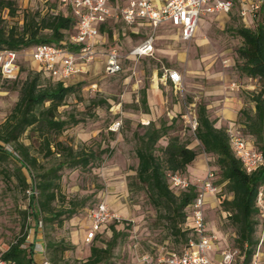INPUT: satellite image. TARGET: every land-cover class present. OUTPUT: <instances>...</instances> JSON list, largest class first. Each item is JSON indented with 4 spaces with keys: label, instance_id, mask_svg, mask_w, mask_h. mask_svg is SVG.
<instances>
[{
    "label": "rangeland",
    "instance_id": "rangeland-1",
    "mask_svg": "<svg viewBox=\"0 0 264 264\" xmlns=\"http://www.w3.org/2000/svg\"><path fill=\"white\" fill-rule=\"evenodd\" d=\"M15 5L12 16L6 12L0 13L1 26L20 28L22 14L35 13L45 15L51 9L57 10V0H11ZM246 20V19H245ZM249 25L252 24L248 21ZM240 26L236 11L228 13L221 21L213 19L204 22L199 19L194 36L186 41L175 37L170 29L159 31L154 44L152 57L137 60H121V70L114 75H104L102 72L103 57L113 47L110 38L97 48V55L86 66L83 75H76L64 81L65 85L80 83L57 109L58 117L63 119L72 116L78 121L67 126L56 139L63 145L73 149L81 147L93 150L99 146L107 148L109 155H103V161L96 168L63 169L59 180V197L63 198L53 205L66 206L72 203L76 212L69 219H64L60 226L47 225L41 220V227L36 228V220L31 218L27 207L26 190L29 178L25 169L19 168L11 158L0 161V254L17 237L26 234L24 245L31 241L42 248V252L34 253L33 259L38 264L46 260L50 264H86L89 247L104 248L110 241L112 232L117 233L114 243L98 264H135L136 256L150 248L179 251L182 242L169 230L166 221L148 203L143 190L136 186L134 179L136 157L134 150L136 139L133 133L140 135L141 125L159 121L169 125L173 121V129L168 133L177 136L188 149L195 152L193 161L181 174L183 178L199 187L207 171H211L210 185L216 189L214 194L204 196V216L206 231L220 234L225 239L224 249L220 248L217 239V251H235L232 264H240V251L234 242L235 233L228 224L226 214L221 211L219 203L229 199L223 184L219 183L215 157L205 154L200 144L194 139L189 123L195 118V107L204 105L208 118L214 121L216 128L227 129V123L232 121L235 129L243 133L240 122L243 117L239 111L253 113V104L249 95L257 92L260 85L256 80L244 77L236 68L240 63L236 50L241 45V39L233 33ZM117 52L124 55L128 44L126 29L122 24H115ZM97 38L101 39L100 34ZM28 50H31L29 48ZM24 52V51H23ZM18 53L19 71L12 82L0 83V124L9 114L17 100L18 88L29 72L30 62L28 52ZM175 70L180 75V83L174 88L167 82H159L158 78L164 71ZM156 74L154 80L153 74ZM40 83H50L40 77ZM154 85L158 95L149 103L147 111L140 104L141 91ZM90 101L96 103L93 106ZM105 104H100V102ZM235 113L234 120L225 119L222 113ZM119 126L115 130L112 125ZM167 137L160 138L155 147L156 155L166 144ZM21 143L29 146V151L39 163L46 166L53 159L43 158L39 151L40 135L36 131H25L20 137ZM7 151L9 149L5 147ZM24 178L27 187H23L20 179ZM127 183L131 184L128 189ZM103 203L109 213L116 217L108 222L99 237L90 243L83 241L87 226L86 211L95 205ZM259 215L254 238L257 240L252 261L264 262V217L261 207L263 199L256 204ZM38 219H40L38 217ZM46 241L57 247L67 248L54 252L47 249ZM224 245V244H223ZM53 260V262H51Z\"/></svg>",
    "mask_w": 264,
    "mask_h": 264
},
{
    "label": "trees",
    "instance_id": "trees-1",
    "mask_svg": "<svg viewBox=\"0 0 264 264\" xmlns=\"http://www.w3.org/2000/svg\"><path fill=\"white\" fill-rule=\"evenodd\" d=\"M3 12L12 16L15 12L14 2L0 0V13ZM238 19L240 26L233 29V33L241 39V45L236 50L240 63L236 68L244 77L256 80L260 85L259 91L249 95V102L253 104L252 115L246 110L239 111L243 117L240 125L244 133L240 135L251 148L261 154L263 164L255 171L245 173L230 150L226 131L214 126V121L208 118L205 107L201 104L195 107L196 126L193 137L200 144L203 153L215 157L214 164L218 170L219 183L223 184L225 192L229 195V199L224 198L220 201L219 207L226 214L228 224L234 230L236 236L234 242L241 253L239 263L251 264L257 245L254 238L259 215L256 197L264 187V19L261 11L256 14L251 27H245L239 17ZM74 24L69 9L57 0V10L54 12L50 9L48 14L41 16L27 12L22 14L19 29L16 27L5 29L0 25V50L21 52L41 44L63 45L70 48L67 42L72 35ZM104 26L100 25L98 31L105 38H110V29H104ZM40 77L50 83L42 85ZM2 82L8 81L0 80V83ZM79 86L80 83L75 86L63 85L59 80L42 76L41 71H29L19 85L16 102L0 124V161L11 158L18 163L19 168L25 169L29 186L36 192V196H29L27 199L31 218L36 222L41 223L42 220L47 225L60 226L64 219H69L75 214L76 207L72 203L65 202L66 206L58 207L53 205L58 199L61 200V204L64 202L63 198L58 196L60 173L63 169L96 168L103 161L102 156L109 155L107 148L101 149L97 146L95 150L85 147L73 149L56 139L67 126L78 123L72 116L59 118L57 109ZM141 94L140 104L146 111L143 92ZM90 103L93 106L97 105L93 101ZM100 104L105 103L101 101ZM141 129L140 135L133 133L136 139L135 184L144 191L148 203L160 218L166 221L169 230L182 242L183 248L191 233L187 227L188 206L194 199L196 191L193 185L184 190L171 188L167 182V174L175 172L182 174L196 154L188 149L185 143L180 142L177 136L168 135L173 129V121L169 125L159 121L157 126L153 122H147L141 125ZM25 131H36L40 135L39 151L43 158L53 159L51 164L46 166L39 163L30 154L29 146L21 143L20 137ZM162 137H167L166 144L158 150L159 155H156L155 145ZM20 182L23 187L28 186L23 177ZM127 187L129 189L131 184L127 183ZM107 224L96 233L91 242L108 228ZM116 236L117 233L113 231L110 241L105 243L104 248L89 247L86 264L101 263L108 255ZM25 238L24 232L9 244L0 257L10 264H37L33 259V244L29 242L24 245ZM45 246L54 252L67 249L57 247L49 241H46Z\"/></svg>",
    "mask_w": 264,
    "mask_h": 264
},
{
    "label": "built area",
    "instance_id": "built-area-1",
    "mask_svg": "<svg viewBox=\"0 0 264 264\" xmlns=\"http://www.w3.org/2000/svg\"><path fill=\"white\" fill-rule=\"evenodd\" d=\"M66 6L75 24L72 35L67 44L70 48L50 45H36L31 47L30 57L36 63L37 70L42 76L64 81L81 73V65H87L97 55V46L103 44L104 36L98 31L100 25H106L107 21L121 23L130 26L141 22L148 26L145 39L138 45L128 49L124 56L115 50L104 53L102 72L104 75H114L121 70L120 63L123 58L132 57L133 60L148 57L153 51V41L158 27L162 24L178 30L179 38L189 40L197 26L198 18L202 15L220 13L227 15L233 9L236 10L245 27H251L256 14L262 12L264 19V0H123V4L116 1L122 0H58ZM263 8V9H262ZM246 19V20H245ZM251 21L252 24L247 23ZM100 34L101 39L97 38ZM23 52V51H21ZM25 52V50H24ZM23 52V53H24ZM18 53L13 50H0V80L13 81L16 79L19 67L17 64ZM163 77L173 84L180 83V76L175 71H164ZM116 130L118 122L112 125ZM192 130L195 129L196 120L189 123ZM229 147L236 159L241 164L245 173L255 171L263 164L261 154L251 148L242 138L240 133L227 130ZM13 154V153H12ZM14 155V154H13ZM211 171H207L205 178L199 187L195 188L196 195L188 206V229L190 237L179 252H172L163 248H150L149 251L139 253L135 258V264H232L235 251H220V260L208 259L206 253L210 250L217 251V237L206 231L204 216V196L214 194L216 189L210 185ZM167 182L173 189L184 190L189 183L179 173L167 174ZM29 196H36L35 190L29 186L26 190ZM261 201V193L258 192L256 204ZM264 217V207H261ZM112 219H116L109 213L103 203L95 205L86 211L87 226L83 236L85 243H90L96 233ZM40 221L36 222V228H40ZM23 248V245L20 246ZM42 252V248L34 245L33 253ZM0 264H10L0 257ZM38 264H49L41 260ZM251 264H253L251 262Z\"/></svg>",
    "mask_w": 264,
    "mask_h": 264
},
{
    "label": "crops",
    "instance_id": "crops-1",
    "mask_svg": "<svg viewBox=\"0 0 264 264\" xmlns=\"http://www.w3.org/2000/svg\"><path fill=\"white\" fill-rule=\"evenodd\" d=\"M116 3L117 4H119V3L123 4L124 2L122 0V2H119V1L117 2L116 1ZM225 16L226 15L220 14V13H213V14H208V15H202V16H200L198 18V21H199L200 18H202V20L204 19V22H207V20H209V19L210 20L213 19L214 21H219V20L221 21ZM115 24H117V23L114 22V21H107L106 22V25L104 26V29H110V31H111L110 40H111V43L113 44V47L110 48V50H115L117 52V50H118L117 44H116V41L117 40H116L114 28H113L115 26ZM124 27L126 29V37H127V39L128 40L131 39V40H134L135 41L134 43H130V41H128L129 44H128L127 50L130 49V48H132L133 46L138 45L139 43H141L145 39L146 34L148 33V26L146 24H144V23H141V22L135 23V24L130 25V26H124ZM166 28H168L171 31H173L175 37H177L179 40H181L179 38V34H178V30L177 29L169 26L168 24H162V25H160L158 27L156 33H155V36H154L153 51H152L151 55L148 56V57H152V54L154 52V44H155L156 39L158 38V35L157 34L159 33L160 30L166 29ZM195 32H196V28H195V31H194L192 37L194 36ZM107 39L108 38H104V43L106 42ZM181 41H183V40H181ZM97 48H98V46H97ZM127 50L125 51V53L127 52ZM26 52H28V55H29L28 59H29L30 66H31L30 69H29V71L37 70L36 63L30 57L31 51H26ZM117 53L120 54L119 52H117ZM125 53H124V55H125ZM103 54H102V57H103L102 61H104V55ZM120 55L121 56H124L122 54H120ZM142 58H145V57H142ZM122 60H133V58L132 57H126V58H123ZM17 64H18V60H17ZM88 65H81V73L78 74V75H83L86 72V66H88ZM171 71H175V70H171ZM153 77H154V80H156V74H155V72L153 74ZM158 81L159 82H163V83L167 82L169 85H171L174 88H176L179 85V84H173V83H171L168 79H166L165 77H163V75L161 76V78H158ZM141 92H143V95H144V98H145L146 111H147V108L149 107V103L152 102L153 99L156 98V96L158 95V90L152 84L151 87H150V89H148L146 91V97H145L144 91H141ZM223 116L225 117V119L227 118L229 120H234L235 117H236V112L235 113H228L227 111H225V112L222 113V117ZM227 130H231V131H234L235 130L234 123L232 121H229L227 123V129L225 131H227ZM260 193L262 195L263 205H264V187L260 190ZM212 234H214L217 237L219 247L222 248V249H224V247H225V239L223 238V236H221L220 234H217V233L215 234V232L212 233ZM206 255H207L208 259H210V260H214V261L220 260V255L218 253H216L214 250L208 251L206 253ZM252 263L253 264H264V262H260L259 259H257V263H254V261H252Z\"/></svg>",
    "mask_w": 264,
    "mask_h": 264
}]
</instances>
